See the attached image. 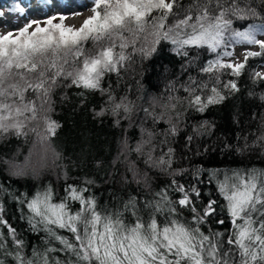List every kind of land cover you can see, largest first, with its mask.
I'll use <instances>...</instances> for the list:
<instances>
[{
    "label": "snow or ice",
    "instance_id": "snow-or-ice-1",
    "mask_svg": "<svg viewBox=\"0 0 264 264\" xmlns=\"http://www.w3.org/2000/svg\"><path fill=\"white\" fill-rule=\"evenodd\" d=\"M83 6L79 27L60 11L0 33V264H264V0ZM62 7L75 4L0 0V23L5 8ZM74 98L97 100L92 119L118 133L114 154L91 160L119 185L108 201L72 172L90 146L65 164L55 144ZM229 104L234 143L211 116ZM218 148L240 166H206Z\"/></svg>",
    "mask_w": 264,
    "mask_h": 264
},
{
    "label": "trees",
    "instance_id": "trees-1",
    "mask_svg": "<svg viewBox=\"0 0 264 264\" xmlns=\"http://www.w3.org/2000/svg\"><path fill=\"white\" fill-rule=\"evenodd\" d=\"M249 63L253 64V61L250 60ZM261 69L263 68H260L259 66L256 67V70L258 71H261ZM241 84H244L243 77L241 78ZM241 99H243V96ZM77 103L78 101L76 98H74L72 103L58 109L59 115L55 118L59 119L64 124V128L58 134L55 144L57 149L62 151L64 155L69 158L68 160L63 161L65 164H68L69 161L76 162L77 157L82 155L80 149L83 144L86 143L88 146H90L92 155L89 158V162L85 165H82L81 167L72 169V172L73 174L79 175H94L99 185L93 189L95 195L98 196L102 202L108 201L109 191L118 190L119 185H114L111 181L105 182L107 180L105 171L94 169L92 167L91 160L95 157H100L105 160L110 158V156L114 154L115 151V140L118 133L117 130L111 127L110 121L106 120L103 123H99L92 119L89 111V105L95 106L97 104V100L90 98L88 104L82 108L77 107ZM236 103L239 105L241 101L238 100ZM244 107L246 108V104ZM232 112V106L229 104L218 111L211 113V116L217 121V124L219 125L218 133L226 136L229 142L234 143L235 141L232 139L233 132L238 131V128L236 125L231 124ZM212 140L213 142L218 143L215 137H213ZM17 147L19 148L20 155L22 157H27L32 146L30 143L25 144L21 142L19 145H17ZM204 163L206 166L213 167H237L241 164V158L229 153L221 155L218 148L217 152L213 153L210 157L204 160ZM243 163H255L259 165L261 161L257 157L254 160H244ZM49 179L57 185V189L59 190L58 186L60 182L56 181L55 175H46L45 182ZM181 182H183V180ZM17 187H20V185H17ZM24 190L26 189L21 188V191ZM207 190V188L204 189L205 192H207ZM10 223H12L13 226H16L17 220L15 217H12Z\"/></svg>",
    "mask_w": 264,
    "mask_h": 264
},
{
    "label": "rangeland",
    "instance_id": "rangeland-1",
    "mask_svg": "<svg viewBox=\"0 0 264 264\" xmlns=\"http://www.w3.org/2000/svg\"><path fill=\"white\" fill-rule=\"evenodd\" d=\"M59 2L61 3V5H64V4H67L69 2V0H59ZM73 2L75 4V7L73 9H70V10L69 9H64L63 7L62 8H59V9L53 8L50 11L48 9H44V10L39 11V12H33V13H31L30 15H34V16H31L30 17V20L31 19H41V20H43L47 15L55 14V13H58L60 11H67L69 13V19L67 21H65V23L66 24H69V25H74L76 27H79L81 25V23L83 22V20L85 18H87L88 15H90L89 8H86V7L83 6L84 4L88 3L89 0H73ZM3 11H4V17H3V19L5 21H8V22L7 23H0V33L9 31V30L3 29L6 25H9V26L13 27L18 20H20V19L23 18V17H16V16H11L10 17L8 15V9L7 8L3 9ZM72 11L81 12L82 15L77 16V17H72L71 16V12ZM26 20L27 19H25V21ZM236 54H237V56L240 55V57L242 59L241 49H240L239 46L236 48ZM261 71H264V68L261 69Z\"/></svg>",
    "mask_w": 264,
    "mask_h": 264
}]
</instances>
